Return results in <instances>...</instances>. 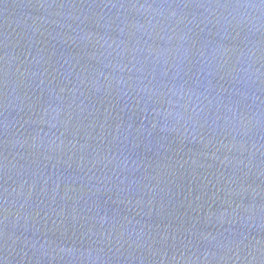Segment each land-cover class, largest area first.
I'll return each instance as SVG.
<instances>
[{"label": "water", "instance_id": "water-1", "mask_svg": "<svg viewBox=\"0 0 264 264\" xmlns=\"http://www.w3.org/2000/svg\"><path fill=\"white\" fill-rule=\"evenodd\" d=\"M0 264H264V0H0Z\"/></svg>", "mask_w": 264, "mask_h": 264}]
</instances>
